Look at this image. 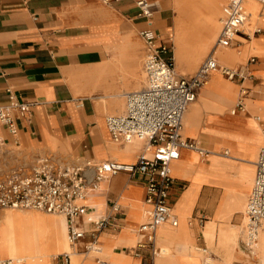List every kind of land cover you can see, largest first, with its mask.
<instances>
[{
  "label": "crops",
  "instance_id": "0c3cea01",
  "mask_svg": "<svg viewBox=\"0 0 264 264\" xmlns=\"http://www.w3.org/2000/svg\"><path fill=\"white\" fill-rule=\"evenodd\" d=\"M150 1L161 5L152 24L138 17L137 0H0V105L32 104L25 114L14 112L17 134L0 126V138L22 147L19 150L25 152L26 158H36L35 161L47 157L61 163L93 159L135 163L145 144L114 142L106 117L124 113L125 108L118 112L126 105L128 92L146 84V46L140 37L141 30H155L175 57L171 39V30L179 16L175 0ZM252 1L258 2L263 12L264 3ZM244 2L248 22L251 13ZM226 3L224 0L220 19ZM260 17L252 31L245 32L242 28L230 46L237 49L234 64H224L239 65L249 56L245 64L234 67L241 68L256 58L249 64L254 81L246 83L250 89L244 98L248 111L231 112L241 90L232 80L238 91L232 98L223 96L215 100L218 109H207L203 102V98L208 101L215 96L213 82L198 89L194 101L197 103L191 102L187 107L183 126L191 105L188 119L198 109L201 113L186 133L184 126V139L196 141L211 154L203 158L197 151L183 148L173 160V177L186 183L173 207L179 223L177 227L165 223L158 228L156 245L167 251L156 256L153 264L157 261L159 264H255L243 245L246 206L244 210L237 208L228 219L219 217L217 210L228 197L220 183L225 186L229 183L234 188H230L232 201L242 202L246 195L248 201L254 182L248 188L247 180L254 175L255 181L256 161L264 144V22L262 25ZM221 28L220 23L215 43ZM258 28L261 30L257 31ZM254 42L260 45L254 46ZM226 48L229 47L218 50ZM207 50L185 61L188 68L183 63L177 64L175 57L177 72L186 77L196 74L210 52L195 72H186L204 58ZM214 72L218 71L211 72L208 80ZM146 197V179L142 175L130 178L123 171L101 180L99 188L90 190L86 196L88 214L78 219V224L90 228L88 217L107 216L114 203L121 206L125 216L117 227L101 232L99 251L83 254L89 236L74 247L69 244L68 252L74 253L72 264H85L88 260L96 264H141L142 258L136 252L143 239L139 227L145 220ZM177 209H181L180 213ZM3 210L0 221L5 215ZM201 216L206 217L203 224L198 221ZM65 219L67 234L68 219ZM235 227H241V232ZM61 253L65 252L57 254ZM142 254L148 257L151 250L143 248ZM54 256L48 264L53 263ZM13 260V264H24L18 258Z\"/></svg>",
  "mask_w": 264,
  "mask_h": 264
},
{
  "label": "built area",
  "instance_id": "2783aa9c",
  "mask_svg": "<svg viewBox=\"0 0 264 264\" xmlns=\"http://www.w3.org/2000/svg\"><path fill=\"white\" fill-rule=\"evenodd\" d=\"M259 1L264 3V0ZM226 2L220 19L222 28L218 39L196 74L190 77L177 72L171 48L159 40L155 30L147 28L140 31V37L146 46V84L137 91L128 92L124 113L106 117V125L114 142L145 144L135 163L88 160L63 164L54 158L39 157L30 171L19 168L0 175V211L26 209L61 214L68 219L67 234L71 247L78 245L87 236L90 237L83 249V254L89 255L92 251H99L101 232L117 227L125 216L121 206L114 203L107 216L88 218L90 228L79 225L78 219L88 214L84 200L89 191L99 188L101 180L108 175L123 171L130 178L142 175L146 179L147 209L144 213L145 220L139 227L143 239L138 243L136 256L142 258L141 264H153L156 256L165 253L166 248L156 245L157 230L164 223L177 227L179 219L173 213V207L180 191L186 186L183 180L173 177L172 162L179 157L183 148L193 149L203 158H208L211 154V151L201 147L196 141L183 137V117L188 105L197 99L198 89L205 86L211 72L219 71L228 79L236 81L241 89L240 98L231 112L237 114L248 111L244 98L250 89L246 83L254 81L249 64L254 63L256 58H252L241 68H232L222 65L216 55L218 49L233 45L247 20L244 0ZM154 3L157 2H136L138 17L150 24L159 9L153 8ZM260 30L258 28L257 31ZM31 106V103L21 102L0 105V126L16 135L17 119L14 112L25 114L31 110ZM257 121L260 122V117H257ZM227 154L228 150L224 152L225 156ZM255 175L245 209L243 245L250 260L260 264L257 244L264 232V144L256 161ZM205 220V216L198 218L200 224ZM143 248H149L151 255L143 256ZM73 255V252L57 254L52 264H72ZM13 262V259L0 260V264Z\"/></svg>",
  "mask_w": 264,
  "mask_h": 264
},
{
  "label": "bare ground",
  "instance_id": "6f19581e",
  "mask_svg": "<svg viewBox=\"0 0 264 264\" xmlns=\"http://www.w3.org/2000/svg\"><path fill=\"white\" fill-rule=\"evenodd\" d=\"M193 1L195 0H175L179 16L176 18V25L171 30V33L174 39L175 56L178 58L177 64L179 65L190 57H194L195 54L209 49L210 45L215 42L220 29L218 19L221 15L222 3L217 0H204L202 3L206 4L209 11L205 16H201L197 5ZM246 5L251 17L243 26L245 32L253 30V24L257 22V18L261 16L264 19V10L262 12L258 2L246 0ZM158 7L159 5L155 4L153 6L155 9ZM256 45H260L259 42H254V46ZM236 52L237 49L229 47L224 49V51H216V54L220 57V62L234 63V60L238 58ZM210 82H213L216 94L208 101L203 98L207 109H218L214 104L215 100L223 96L232 98L238 91L235 83L224 80L219 74H212L206 85ZM196 103L194 102L192 105ZM188 113L184 119V133L189 130L191 122L195 123L199 119L201 109L196 110L191 119H188ZM211 148L214 150L213 145ZM228 148L231 150L230 147ZM253 179L254 175L250 180H247V184L249 185ZM230 192L231 190L228 188L226 190L228 197L220 203L217 210L219 211V217L228 219L236 212L237 208L245 209L247 195L243 197L242 202H234L231 200ZM24 210L26 209L6 211L4 212L3 220L0 221V257L3 259L2 261L18 258L23 260L24 264H48L53 255H57L59 252H68L69 242L66 234V219L63 215ZM237 230L239 231L238 228ZM257 245L259 254L264 259V232L261 233ZM105 255H107V251H105ZM85 264L96 263H91L88 260Z\"/></svg>",
  "mask_w": 264,
  "mask_h": 264
},
{
  "label": "rangeland",
  "instance_id": "374dc122",
  "mask_svg": "<svg viewBox=\"0 0 264 264\" xmlns=\"http://www.w3.org/2000/svg\"><path fill=\"white\" fill-rule=\"evenodd\" d=\"M219 3H220V1H221V3H222V5H221V15H222V8H223V5H224V0H217ZM158 3V2H157ZM157 3H154L155 5H157ZM193 3H195L196 5H197V8H198V10L199 11H201L203 14H206V13H208V11H209V8L206 6V4H204V3H200L199 1H197V0H195V1H193ZM158 5H159V9L161 8V5L158 3ZM221 15L219 16V24H220V22H221V20H220V17H221ZM260 22H261V24L263 25V22H264V19L262 18V17H260ZM257 21H259V20H257ZM255 24H257V22L256 23H254L253 25H255ZM254 29V28H253ZM171 39H173L172 38V33H171ZM174 39H173V41H172V47H173V49L172 50H174V53H175V47H174ZM214 44H215V42L214 43H212L211 45H210V47H209V49L207 50V52H206V54H205V56H204V58L194 67V68H192V69H190L189 71H187L186 73H193V72H195L196 70H197V68L200 66V64L205 60V58H206V56H207V54L212 50V48H213V46H214ZM176 57V62L178 61V58H177V56H175ZM248 57L249 56H246L245 57V59L241 62V64H245L246 62H247V59H248ZM221 64H234V63H222L221 62ZM241 64H236L235 66H230V67H232V68H234V67H238V66H240ZM142 66H144V58H143V60H142ZM183 66H185V67H189L186 63H183ZM213 74H219L220 76L222 75L221 73H219V72H214ZM143 75H144V72H143ZM145 76V75H144ZM223 76V75H222ZM221 76V77H222ZM225 76V75H224ZM226 77V76H225ZM222 77L224 80H226V81H229L228 80V78L226 77ZM143 79H144V77H143ZM209 81V80H208ZM229 82H231V80L229 81ZM236 82V81H235ZM141 86H138V88H140ZM237 87V86H236ZM136 90H138V89H136ZM238 90V89H237ZM125 108V103H124V105H122V108H121V111L120 112H118V113H121L122 111H124L123 109ZM117 113V112H116ZM22 147H20V146H17L16 144H14V143H8L6 140H4V138L3 137H1L0 138V175H2L3 173H7V172H9V171H12V170H16V169H19V168H22V169H24V170H26V171H30L35 165V159H31V158H26V154H25V152L23 153V152H21L19 149H21ZM63 164H71V163H76V161H73V162H71V163H68V162H62ZM173 172V171H172ZM184 177L185 178H188L187 176H185L184 175ZM225 181V180H224ZM253 182H254V179H253V181L249 184V187L248 188H251V186L253 185ZM221 184V186L223 187V194L225 195V192H226V190L228 189V188H231V189H234L229 183L227 184L228 186H225V184H223V183H220ZM247 202V201H246ZM245 206H246V203H245ZM10 210H13V209H4L3 211H10ZM2 211V212H3ZM24 211H35V210H24ZM38 211H40V210H38ZM40 212H43V213H46V212H44V211H40ZM177 212L178 213H180V211H179V209H177ZM245 212V210L243 211V213ZM239 228V231L241 232V227H238ZM239 236H240V233H239ZM260 252L258 251V255H259V259L262 261V262H264V259L261 257V254H259ZM159 261H157V264H159L158 263Z\"/></svg>",
  "mask_w": 264,
  "mask_h": 264
}]
</instances>
